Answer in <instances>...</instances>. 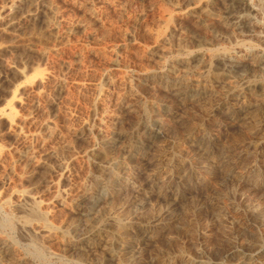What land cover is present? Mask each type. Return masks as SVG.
Segmentation results:
<instances>
[{
	"label": "rangeland",
	"instance_id": "1",
	"mask_svg": "<svg viewBox=\"0 0 264 264\" xmlns=\"http://www.w3.org/2000/svg\"><path fill=\"white\" fill-rule=\"evenodd\" d=\"M246 2L0 0V198L46 212L0 208V264H264V0Z\"/></svg>",
	"mask_w": 264,
	"mask_h": 264
},
{
	"label": "bare ground",
	"instance_id": "2",
	"mask_svg": "<svg viewBox=\"0 0 264 264\" xmlns=\"http://www.w3.org/2000/svg\"><path fill=\"white\" fill-rule=\"evenodd\" d=\"M232 2V4L235 6L239 5L242 9L243 8H246L248 9L249 11L252 10V6H249L247 4V0H230ZM249 3V2H248ZM256 7V6H255ZM256 9V8H255ZM240 10V9H239ZM235 11V10H234ZM180 51V50H179ZM178 51V52H179ZM177 52V53H178ZM183 52V51H181ZM186 54V53H184ZM196 54V53H195ZM181 55V54H180ZM186 56V55H185ZM192 56V54H191ZM198 56V55H197ZM190 57V56H189ZM188 58V56H187ZM186 58V59H187ZM192 58V57H190ZM182 59V58H181ZM180 59V60H181ZM184 59V58H183ZM173 60V59H172ZM177 61V60H176ZM186 61V60H185ZM175 62V61H174ZM178 62V61H177ZM179 63V62H178ZM176 64V63H175ZM161 68V67H160ZM172 68V67H171ZM166 69V68H165ZM173 69V68H172ZM162 70V69H161ZM164 70V69H163ZM186 70V69H185ZM160 73V72H159ZM161 75L168 81L170 79H173V81L177 82L179 85L183 84V85H186L185 83V77L182 76L180 78L178 77H174L173 76V71L169 68L167 69L166 71L162 72ZM152 76H148V78H151ZM174 82V83H175ZM174 85V84H173ZM185 87V86H184ZM183 89V88H182ZM127 101V100H126ZM122 112V111H121ZM119 121V120H118ZM109 143V142H108ZM104 144V143H102ZM97 178V177H96ZM99 181V180H98ZM92 191V190H91ZM94 191V190H93ZM97 191H95L96 193ZM94 192H82L81 194V197L82 198H92L94 197ZM96 195V194H95ZM20 196V195H19ZM21 199H22V202L18 201V202H15V203H11V201L1 197L0 198V208L1 207H11L13 209H16V211H20V212H24L26 214V216L23 215V217L20 218V221L24 224V225H30L32 226V221L37 219V218H40L44 217V215L46 214V212L42 211L41 209V205L40 203H38L36 201V199L31 195V194H28V193H24V194H21ZM46 209V208H45ZM15 211V210H14ZM17 211V212H18ZM16 213V212H15ZM19 213V212H18ZM22 213V214H24ZM21 214V213H19ZM48 214V213H47ZM22 216V215H21ZM47 216V215H46ZM16 217V216H15ZM46 217H44L45 219ZM40 220V219H39ZM43 221V220H42ZM3 223V222H2ZM7 224H10V223H7ZM35 226V225H34ZM2 241V240H1Z\"/></svg>",
	"mask_w": 264,
	"mask_h": 264
}]
</instances>
